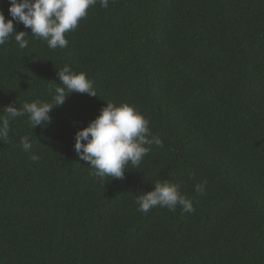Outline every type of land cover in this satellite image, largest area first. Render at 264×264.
Masks as SVG:
<instances>
[{"label": "trees", "instance_id": "obj_1", "mask_svg": "<svg viewBox=\"0 0 264 264\" xmlns=\"http://www.w3.org/2000/svg\"><path fill=\"white\" fill-rule=\"evenodd\" d=\"M9 3L0 0L6 19ZM14 26L28 47L14 36L0 46V115L50 101L66 64L97 95L69 94L46 127L11 122L0 142V264H264V0L97 2L64 49ZM107 101L143 113L163 146L102 183L74 134ZM157 181L179 184L194 211L138 212L137 195Z\"/></svg>", "mask_w": 264, "mask_h": 264}, {"label": "clouds", "instance_id": "obj_2", "mask_svg": "<svg viewBox=\"0 0 264 264\" xmlns=\"http://www.w3.org/2000/svg\"><path fill=\"white\" fill-rule=\"evenodd\" d=\"M97 2L102 8L109 7V0H10L6 19L0 11V46L14 36L21 49L28 47L27 32L17 31L14 26L22 23L31 29V35L46 41L51 49H64L69 41L65 34L73 31L78 22L87 15V10ZM114 2V0H113ZM60 84L50 88L51 100L24 102L20 107L5 105L0 115V142H7L10 124L18 117L28 116L31 127H46L51 122L50 112L62 105L73 92L96 96L93 82L84 72H75L69 65L57 71ZM153 145L162 147L159 134H153L150 121L128 102L119 104L107 101L99 114L74 134V151L79 158L91 166V173L102 183L110 179L123 180L125 171L138 168ZM25 152L32 149L30 137L20 138ZM34 162L40 157L32 154ZM206 181L197 183L194 191L202 192ZM137 211L147 214L154 207L175 211L180 206L183 212L194 211L192 200L181 192V186L167 181H157L151 190L143 191L136 198Z\"/></svg>", "mask_w": 264, "mask_h": 264}]
</instances>
